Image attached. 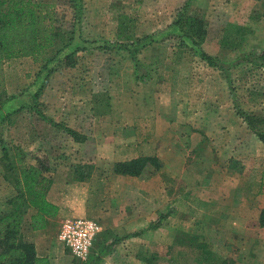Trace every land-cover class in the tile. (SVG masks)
<instances>
[{
  "label": "rangeland",
  "instance_id": "1",
  "mask_svg": "<svg viewBox=\"0 0 264 264\" xmlns=\"http://www.w3.org/2000/svg\"><path fill=\"white\" fill-rule=\"evenodd\" d=\"M40 1L55 6L64 38L113 44L168 30L186 2L83 0L77 24L68 0ZM186 13L205 30L200 48L224 69L168 31L136 61L119 47L79 53L73 67L46 80L33 105L41 65L4 62L0 106L11 96L26 106L4 120L0 111V213L12 180L45 164L47 198L62 210L41 239L53 264H264V143L236 113L254 116L264 133V59L238 62L264 51V0H190ZM140 156H156L162 167L139 177L113 173L115 163ZM30 214L24 209V231ZM72 218L101 228L86 261L57 239Z\"/></svg>",
  "mask_w": 264,
  "mask_h": 264
},
{
  "label": "trees",
  "instance_id": "2",
  "mask_svg": "<svg viewBox=\"0 0 264 264\" xmlns=\"http://www.w3.org/2000/svg\"><path fill=\"white\" fill-rule=\"evenodd\" d=\"M68 1L71 5L73 21L79 24L84 2L83 0ZM189 2L190 0H186L168 30L144 36L136 41L113 44L90 41L80 36L76 39L73 37L64 38L63 33L55 24L56 11L53 4L40 0H0V98L5 92L3 66L7 60L30 58L34 63L41 65L40 73L34 80L36 91L29 96L34 105L46 80L59 67H73L79 53L119 47L127 51L133 61H136L134 57L141 48L147 44L161 41L168 31L180 36V44L185 49L197 54L208 64L224 69L227 65L220 63L217 58L206 54L200 48L199 40L205 36V30L198 19L187 15ZM263 59L264 51L241 58L238 62ZM135 65L138 66L137 63ZM25 106L22 96L6 98L0 106V111L5 114L2 120L11 114L22 111ZM28 108L33 109L34 106L29 105ZM236 113L257 136V139L264 143V133L256 130L254 125L256 118L244 114L240 110H236ZM41 118L46 119L45 117ZM47 121L51 125L58 126L51 120ZM64 132L75 141L81 142L84 139L71 129L64 128ZM2 154L4 159L7 158L4 147H2ZM149 167L159 170L162 163L156 156H140L115 163L113 173L139 177ZM47 172V166L38 163L24 168L20 176L12 180L14 193L5 200L9 208L0 213V264H49L47 257L36 254L34 243L23 233L24 209L31 210L28 225L32 231L45 229L49 219L56 218L58 215L59 208L47 198L52 184L51 178L45 175ZM258 227L264 228V209L259 211ZM135 235L137 236L139 233ZM120 240V238L113 240L102 250L100 257L108 253Z\"/></svg>",
  "mask_w": 264,
  "mask_h": 264
},
{
  "label": "built area",
  "instance_id": "3",
  "mask_svg": "<svg viewBox=\"0 0 264 264\" xmlns=\"http://www.w3.org/2000/svg\"><path fill=\"white\" fill-rule=\"evenodd\" d=\"M100 232L101 228L95 221L72 218L61 224L57 239L75 259L86 261Z\"/></svg>",
  "mask_w": 264,
  "mask_h": 264
},
{
  "label": "crops",
  "instance_id": "4",
  "mask_svg": "<svg viewBox=\"0 0 264 264\" xmlns=\"http://www.w3.org/2000/svg\"><path fill=\"white\" fill-rule=\"evenodd\" d=\"M53 204H55L57 206V208H59V204L57 202H53ZM62 213V210L59 208V212H58V215L57 217H59ZM54 218H51L49 219V222H48V225L45 229L43 230H38V231H32L29 227V225H27L26 227V230L28 231H24L23 230V233H24V236L27 237V238H30L31 241L34 243V246H35V250H36V254L38 256H42V257H47L48 260H49V264H53V262H55L54 260H52V255H50V251H49V245H47L46 243H44V247L42 246V240L41 239H44L45 237V232L46 230L49 228L50 224H51V221L53 220ZM23 228H25V226H23ZM26 232H27V235H26ZM51 244V242H50Z\"/></svg>",
  "mask_w": 264,
  "mask_h": 264
}]
</instances>
